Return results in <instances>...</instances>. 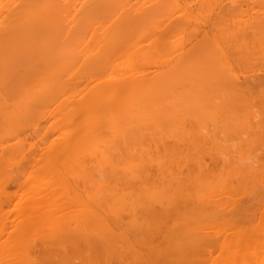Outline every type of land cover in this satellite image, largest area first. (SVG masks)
I'll list each match as a JSON object with an SVG mask.
<instances>
[{
  "label": "bare ground",
  "instance_id": "6f19581e",
  "mask_svg": "<svg viewBox=\"0 0 264 264\" xmlns=\"http://www.w3.org/2000/svg\"><path fill=\"white\" fill-rule=\"evenodd\" d=\"M0 264H264V0H0Z\"/></svg>",
  "mask_w": 264,
  "mask_h": 264
}]
</instances>
